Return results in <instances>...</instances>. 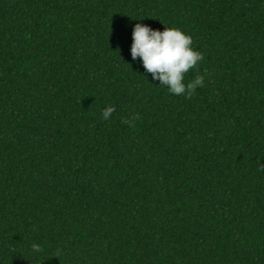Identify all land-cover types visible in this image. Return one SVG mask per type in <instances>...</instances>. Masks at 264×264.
Segmentation results:
<instances>
[{
    "label": "trees",
    "instance_id": "obj_1",
    "mask_svg": "<svg viewBox=\"0 0 264 264\" xmlns=\"http://www.w3.org/2000/svg\"><path fill=\"white\" fill-rule=\"evenodd\" d=\"M136 23L204 86L153 81ZM0 264H264V0H0Z\"/></svg>",
    "mask_w": 264,
    "mask_h": 264
},
{
    "label": "clouds",
    "instance_id": "obj_2",
    "mask_svg": "<svg viewBox=\"0 0 264 264\" xmlns=\"http://www.w3.org/2000/svg\"><path fill=\"white\" fill-rule=\"evenodd\" d=\"M162 24L165 25L162 31L141 23L133 26V42L130 47L132 61L139 58V63L146 73L151 74V79L166 87L172 95L190 98L197 88L204 86V76L197 75L193 80L186 81V75L189 70L197 68L204 56L192 47L193 39L190 35L179 28ZM115 110L114 106H107L102 112L103 120H109ZM138 119L139 116L134 115L122 122L134 127ZM31 247L37 254L43 251L38 243H33Z\"/></svg>",
    "mask_w": 264,
    "mask_h": 264
}]
</instances>
